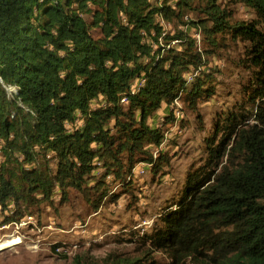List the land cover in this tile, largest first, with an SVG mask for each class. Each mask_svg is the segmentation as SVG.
<instances>
[{"label":"trees","instance_id":"16d2710c","mask_svg":"<svg viewBox=\"0 0 264 264\" xmlns=\"http://www.w3.org/2000/svg\"><path fill=\"white\" fill-rule=\"evenodd\" d=\"M238 2L255 16L236 17ZM239 41L246 99L216 121L177 207L143 235L144 256L264 264V0H0V224L43 203L57 210V190L66 201L74 189L94 211L133 192L138 163L157 172L170 162L148 146L168 140L173 112L161 126L150 119L175 99L194 107L217 94L220 69L209 63ZM73 264L106 263L76 255Z\"/></svg>","mask_w":264,"mask_h":264},{"label":"rangeland","instance_id":"374dc122","mask_svg":"<svg viewBox=\"0 0 264 264\" xmlns=\"http://www.w3.org/2000/svg\"><path fill=\"white\" fill-rule=\"evenodd\" d=\"M231 4L235 9L234 15L238 18L249 20L255 16L254 11L244 3ZM184 28L194 33L191 25ZM171 29L172 26L168 24V30ZM242 56L243 42L239 41L237 45H229L219 56L212 58L209 65L218 66L220 72L217 76L221 83L217 94L207 101H197L194 107H190L175 99L182 104L184 126H180L177 133H167L169 137L165 141L166 146L157 153L154 144L152 148L151 145L148 146L157 155L168 151V164H164L157 172L152 170V165H143L146 166L145 172L132 178L133 192L124 191L117 202L103 206L98 211L91 209L82 195L74 189H69L70 197L66 201L60 200L62 190H57L54 195L57 210L43 203L40 211L33 214V220L22 226L19 232L15 231L14 225L0 229L2 242L19 239L0 251V264H73L76 255L89 256L106 264H116L118 260L138 257L143 259L144 264L147 261H154L156 264H179L161 250H151L149 258L144 256L151 244L143 239V235L156 225L160 226L161 216L177 207L174 202L187 183L189 172L205 161L208 145L214 137H218L215 133L216 121L221 114L226 113L235 103H244L246 98L243 86L250 78V71L244 66L240 67L238 61ZM209 65L204 69L208 70ZM171 105L165 104L166 110L163 107L150 119L154 126L164 124L167 115L172 113ZM172 118L175 122V118ZM246 122L253 123L255 120L251 117ZM81 124L82 121H79V125ZM2 144L3 142L0 143V151ZM51 166L56 168V162L51 160ZM101 169L103 170L98 166L96 170L99 172ZM113 181V190L123 191L122 185L114 176ZM11 206H14V202ZM29 215L17 216L13 220ZM2 225L3 223L0 224ZM60 246H64L61 251L57 249ZM186 264L199 263L188 258Z\"/></svg>","mask_w":264,"mask_h":264},{"label":"bare ground","instance_id":"6f19581e","mask_svg":"<svg viewBox=\"0 0 264 264\" xmlns=\"http://www.w3.org/2000/svg\"><path fill=\"white\" fill-rule=\"evenodd\" d=\"M161 20V23L163 25H166L165 27H168V24H166V21L164 19H160ZM199 38H200V35L199 34H196ZM174 43L178 44V40H174L173 41ZM190 78H193L192 74L190 73ZM187 79L189 80V75H187ZM191 81V80H189ZM140 82H143V81H140V80H136L135 81V85L134 86H137ZM172 112H173V116L175 118V122L169 127V130L166 132V136H167V133H170L171 132V129H172V132H178L180 130V122L181 120L184 118V110H183V107H182V104L177 100V104L175 107L172 108ZM166 141V140H165ZM0 143H2V140L0 139ZM165 146H166V142H165ZM163 149V148H161ZM160 149V150H161ZM157 155V154H155ZM94 163L96 164L97 161H94ZM143 165H149L150 164H138L136 166V175H135V169H133L132 171V175H131V178H134L138 175H142L145 170H146V166H143ZM107 179L112 183V184H115V182L113 181V176L110 174L108 175ZM119 186V184H117ZM33 214H30L28 217H25V218H19L17 220H13L11 223H3L2 226H4L6 224V228H8L9 226H15L16 230L22 226H25L26 224H28V222H30L31 220H33ZM19 239H8L4 242H2L0 240V251H2L5 247L7 246H10V245H13L15 244L16 242H18ZM64 247V246H63ZM62 246L58 247L57 249L59 251L62 250L63 248Z\"/></svg>","mask_w":264,"mask_h":264},{"label":"built area","instance_id":"2783aa9c","mask_svg":"<svg viewBox=\"0 0 264 264\" xmlns=\"http://www.w3.org/2000/svg\"><path fill=\"white\" fill-rule=\"evenodd\" d=\"M178 45V44H177ZM187 75H189V80H192L193 78H190V73H188ZM135 87V86H134ZM176 104H177V100L175 101V102H173V104L171 105V108H173V107H175L176 106ZM170 133H172V129H171V132ZM167 137H169V135L167 136ZM151 148L153 147L152 145L150 146ZM165 147V141L163 142V143H161L160 145H157V146H155V148L157 149L156 150V153L161 149V148H164ZM153 150V149H152ZM139 164H145V163H139ZM138 165V164H137ZM136 165V166H137ZM136 166L133 168V169H135V175H136ZM99 172H100V170H99ZM96 169H95V171H94V173H99ZM21 228V227H20ZM20 228H18L17 230H15L16 232H19V230H20ZM0 229L2 230V229H6V224L4 225V226H0Z\"/></svg>","mask_w":264,"mask_h":264},{"label":"crops","instance_id":"0c3cea01","mask_svg":"<svg viewBox=\"0 0 264 264\" xmlns=\"http://www.w3.org/2000/svg\"><path fill=\"white\" fill-rule=\"evenodd\" d=\"M166 105H167V104H166ZM164 106H165V105H164ZM164 106H163V107H164ZM165 107H166V106H165ZM165 107H164V109L166 110V108H165Z\"/></svg>","mask_w":264,"mask_h":264}]
</instances>
